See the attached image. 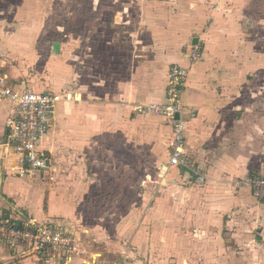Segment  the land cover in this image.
Instances as JSON below:
<instances>
[{
  "label": "crops",
  "instance_id": "obj_1",
  "mask_svg": "<svg viewBox=\"0 0 264 264\" xmlns=\"http://www.w3.org/2000/svg\"><path fill=\"white\" fill-rule=\"evenodd\" d=\"M256 1L253 4L251 0H230L227 4L224 0H213L216 8L205 12V20L203 16L200 19L194 14L186 16L174 13L166 20L163 16L157 21L148 17L137 24L130 19L120 21L119 9L113 8V124L116 127L113 135L123 137L125 142L140 144L142 148H147V152L146 143H152L158 153L157 145L159 141L165 143L163 136L166 132L172 133V123L162 115L146 116L156 114L138 111L137 107L151 101L164 103L171 66L180 64L189 68L182 114L187 121L186 163L169 166L166 173L159 174L170 177V191H205L210 200L207 216L215 222L217 244L221 245L222 253L229 246L226 236L230 237L233 233L227 231L242 232V238L237 234L234 236L253 241L260 238L252 233L245 235L247 228L258 227L264 232V206L255 200L251 188L236 185L238 180L264 170V49L262 41L253 34L255 29H259L262 11L260 0ZM142 10L144 15V8ZM2 11L3 8H0V14ZM251 21L253 25H250ZM203 22L207 24L206 28ZM199 26L202 30L205 28L204 35L196 37V43V38H191L192 43L188 45L190 36ZM39 28L42 30L40 26L35 27L37 30ZM23 33L28 42L24 49L17 51V56L20 60H30L26 63H38L41 58V54L35 50L38 40L28 37L31 35L29 30ZM128 33L134 38L133 41L128 39ZM0 39H4L1 33ZM10 40L8 45L17 44H12L14 40ZM186 44L187 48L184 47ZM197 44L202 46L201 55L198 60L192 61L189 54ZM42 45L51 48L54 45L52 35L49 37L47 31L45 39L41 40ZM133 47L140 50L134 51ZM73 57L74 51L70 49L64 51L57 62L51 59L50 66L56 78L50 80L48 77L46 84L29 82L19 72L15 75L1 57L0 73L8 76L7 85L14 88L58 92L63 96L79 76L81 81L83 78L79 86L82 93H77L81 96L88 89L87 76L77 71L79 66L72 61ZM46 61L48 65L49 58ZM68 93L69 96L74 94L73 91ZM72 98H63L57 104L51 118L50 132L42 143L43 148L50 152L51 167L53 152L56 156L59 151L61 157L67 153L69 157L91 156L94 150L91 142L96 132L101 130L94 119L95 114L91 116L88 113L91 111L88 103L78 104ZM16 117V103L9 98H0V221L19 227V223L25 225L32 220L42 221L53 215L47 205L51 208L54 194L48 185L35 181L51 174L50 170L41 172L37 177H25L13 169L16 164L14 147L7 144V138L10 131L8 122ZM148 119L154 124L148 125ZM152 129L162 136V140L161 137L150 140L148 134ZM116 132H120L119 135ZM136 135H140V138H135ZM171 153L170 149L168 154H162L164 161L159 164L160 170L168 164ZM198 174L203 175L204 179L199 180ZM90 190V186L83 185L78 198L76 194L62 196L67 221L76 223L72 230L69 226L68 230L67 226L64 227L76 241V253L72 256L66 254L62 258L55 257L49 251L34 253L26 242H3V233L0 232V264H113L112 259L103 257L101 247L95 248L98 238H91V226L84 227L87 226L84 223L85 210L80 211L79 207L76 212L75 209L85 203L84 206L88 207L99 206L90 199ZM44 207H47L45 211ZM50 221L56 224L54 220ZM213 228L209 227L207 231ZM206 235L212 236V231ZM193 249L198 250L188 247L187 251L192 252ZM110 250H105L106 254ZM212 252L206 250L207 255Z\"/></svg>",
  "mask_w": 264,
  "mask_h": 264
},
{
  "label": "rangeland",
  "instance_id": "obj_2",
  "mask_svg": "<svg viewBox=\"0 0 264 264\" xmlns=\"http://www.w3.org/2000/svg\"><path fill=\"white\" fill-rule=\"evenodd\" d=\"M224 1L228 4L230 0ZM251 2L257 3L256 0ZM259 4L262 10L260 26L253 34L262 41L264 49V0H260ZM0 8H3L0 33L4 36V39H0V57L5 59L6 66H10L15 75L21 73L29 82L46 84L48 77L50 80L56 78L50 60L57 62L64 51L72 49L75 54L72 61L79 66L77 71L87 76L88 89L84 95L78 96V92L82 93L79 86L83 82V78L81 81L78 76L71 89L65 90L64 94L68 96L64 95V98L68 100L73 97L72 100L78 101V104L88 103L91 108L88 113L91 116L95 114L94 119L101 128L91 142L94 146L91 156L69 157L65 151L67 154L61 157L59 151L56 156L53 152V164L49 166L51 174L35 179L48 185L54 194L51 208L47 205L53 215L45 217V220H54L55 225L62 228H73L76 223L67 221L62 196L76 194L78 198L83 185H87L91 188L90 199L99 206L88 207L84 206L87 203H81L75 209L76 212L79 207L80 211L85 210L84 223L87 226L84 227L91 226V238L99 240L95 248L101 247L103 257L112 259L113 264H264L263 231L253 226L251 230L247 228L245 235L255 234L256 238H260L256 241L241 240L242 232L227 231L233 232L230 237L226 236L229 246L224 253L220 252L215 222L207 216L210 200L205 191H170V177L159 174L162 173L159 164L164 161L162 154L174 149V123L171 120L167 118L172 123V133L164 134L165 143L159 141L158 153L152 143H146L147 152V148H142L140 144L125 142L123 137L113 135V129H116L113 124V8L119 9L120 21L130 19L135 24L142 23V18L145 20L148 17L157 21L163 16L166 20L174 13L186 16L194 14L200 19L203 16L205 20V12L216 8L213 0H0ZM251 23L253 25V21ZM206 25L204 23L205 28ZM36 26L42 27V30L35 29ZM205 28L202 30L199 26L190 34L187 44L192 43L191 38H201ZM25 30L31 32L28 37L38 40L35 48L41 54L38 63H26L30 60H20L17 56V51L24 49L28 42L24 38ZM46 31L49 37L52 35V48L40 46ZM128 39L134 40L130 34ZM9 40L17 44L10 46ZM133 48L134 51L140 50ZM69 91L74 94L69 96ZM147 124L154 123L148 119ZM116 133L119 135L120 132ZM148 137L154 141L156 137H161L162 140L155 129L150 131ZM135 138H140V135ZM149 151L154 154L151 155ZM179 182L183 183L182 180ZM46 209L44 207L43 211ZM71 216L78 218L77 215ZM212 226L214 228L207 231ZM63 230L66 234L70 233L66 228ZM211 231L212 236L208 237L206 234ZM94 233L98 235L95 237ZM217 245L220 246L216 248ZM188 247L198 250L189 252ZM108 249L111 250L106 254L105 250ZM206 250H212V256L207 255Z\"/></svg>",
  "mask_w": 264,
  "mask_h": 264
},
{
  "label": "built area",
  "instance_id": "obj_3",
  "mask_svg": "<svg viewBox=\"0 0 264 264\" xmlns=\"http://www.w3.org/2000/svg\"><path fill=\"white\" fill-rule=\"evenodd\" d=\"M200 55V46L194 45L189 54L190 59L198 60ZM188 75L189 68L174 64L168 73L166 101H151L137 107L138 111L162 115L174 123V149L168 164L161 167L162 173H166L169 166L186 163L187 121L182 114L185 108L183 93ZM7 79V75L0 73V98H9L17 107L16 119L8 122L10 131L7 144L14 147L16 163L13 169L20 176L37 177L41 172L49 170L50 152L43 148L42 143L50 132L55 108L64 96L58 92L17 89L7 85ZM176 115H179V118ZM198 179L203 180L204 176L198 174ZM236 185L251 188L255 200L264 206V170L238 180ZM63 229L49 220H32L24 227L10 226L0 221L3 242H26L34 253L49 251L57 258L66 254L72 256L77 252L75 239Z\"/></svg>",
  "mask_w": 264,
  "mask_h": 264
},
{
  "label": "trees",
  "instance_id": "obj_4",
  "mask_svg": "<svg viewBox=\"0 0 264 264\" xmlns=\"http://www.w3.org/2000/svg\"><path fill=\"white\" fill-rule=\"evenodd\" d=\"M18 226L19 227H24V223H19Z\"/></svg>",
  "mask_w": 264,
  "mask_h": 264
},
{
  "label": "water",
  "instance_id": "obj_5",
  "mask_svg": "<svg viewBox=\"0 0 264 264\" xmlns=\"http://www.w3.org/2000/svg\"><path fill=\"white\" fill-rule=\"evenodd\" d=\"M194 42H195V43L197 42V38L195 39V41H194ZM176 117H177V118H179V115H176Z\"/></svg>",
  "mask_w": 264,
  "mask_h": 264
}]
</instances>
